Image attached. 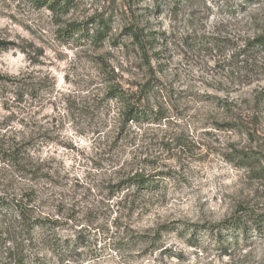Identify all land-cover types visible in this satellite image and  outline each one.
<instances>
[{"label":"rangeland","instance_id":"1","mask_svg":"<svg viewBox=\"0 0 264 264\" xmlns=\"http://www.w3.org/2000/svg\"><path fill=\"white\" fill-rule=\"evenodd\" d=\"M256 37L264 0H0V203L52 221L0 264H264Z\"/></svg>","mask_w":264,"mask_h":264},{"label":"trees","instance_id":"2","mask_svg":"<svg viewBox=\"0 0 264 264\" xmlns=\"http://www.w3.org/2000/svg\"><path fill=\"white\" fill-rule=\"evenodd\" d=\"M31 3L38 9L46 8L51 12L66 13L71 4L72 0H30ZM249 2H257L261 0H244ZM133 37H137L136 34H132ZM250 45L264 49V37H256ZM117 92V91H115ZM116 98H124V94H116ZM153 117L151 110L145 108L143 105H137L129 108L125 113V120L142 122L149 120ZM132 185L138 189H149L154 186L153 180L149 176H144L136 173L131 179ZM32 200L29 195H23L18 200H10L8 203H0V216L6 220V234L10 239H16L18 236H24L21 253L32 250L31 244L26 243L29 241L27 238L28 234L33 233L34 230H39L47 226L51 227L52 221L49 218H44L35 215V208L32 206ZM253 222L259 223L260 216H254ZM260 224V223H259ZM49 230V229H48ZM47 238V237H46ZM46 238L42 241V246L46 244Z\"/></svg>","mask_w":264,"mask_h":264}]
</instances>
